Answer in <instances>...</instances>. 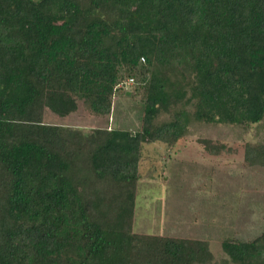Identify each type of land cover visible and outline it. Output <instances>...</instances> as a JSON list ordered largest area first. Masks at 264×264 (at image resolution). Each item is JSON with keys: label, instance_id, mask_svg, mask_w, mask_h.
I'll list each match as a JSON object with an SVG mask.
<instances>
[{"label": "trees", "instance_id": "1", "mask_svg": "<svg viewBox=\"0 0 264 264\" xmlns=\"http://www.w3.org/2000/svg\"><path fill=\"white\" fill-rule=\"evenodd\" d=\"M123 79L137 131L43 122L79 104L109 116ZM177 102L198 122L264 119V0H0V264H211L204 240L131 228L143 145L185 135L181 115L154 124ZM244 160L264 167V143ZM81 169L112 193L82 191ZM220 248L231 264H264V232Z\"/></svg>", "mask_w": 264, "mask_h": 264}, {"label": "rangeland", "instance_id": "2", "mask_svg": "<svg viewBox=\"0 0 264 264\" xmlns=\"http://www.w3.org/2000/svg\"><path fill=\"white\" fill-rule=\"evenodd\" d=\"M125 80L115 91L109 116L95 117L79 104L64 118L46 110L43 122L83 133L137 131L141 103L138 95L126 93L133 84ZM192 111V106L177 102L155 118L154 124L161 125L181 115L188 118L187 129L174 146L143 145L133 189L132 232L204 240L213 256L211 264H231L220 248L223 239L251 241L264 232V167L249 166L244 160L247 144L264 143V119L254 124H210L193 120ZM203 140L212 143L214 153L198 143ZM75 180L86 193H112L109 182L95 181L86 169L79 170Z\"/></svg>", "mask_w": 264, "mask_h": 264}, {"label": "built area", "instance_id": "3", "mask_svg": "<svg viewBox=\"0 0 264 264\" xmlns=\"http://www.w3.org/2000/svg\"><path fill=\"white\" fill-rule=\"evenodd\" d=\"M133 82V80L132 79H128L126 82H125V84H131Z\"/></svg>", "mask_w": 264, "mask_h": 264}]
</instances>
